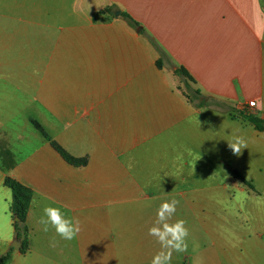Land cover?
I'll use <instances>...</instances> for the list:
<instances>
[{
  "label": "crops",
  "instance_id": "obj_1",
  "mask_svg": "<svg viewBox=\"0 0 264 264\" xmlns=\"http://www.w3.org/2000/svg\"><path fill=\"white\" fill-rule=\"evenodd\" d=\"M175 65L204 94L264 119V0H0V255L15 239L5 178L33 191L28 248L8 264H151L160 245L120 240L118 200L89 188L91 170L178 173V197L138 198L178 202L189 231L178 264H264V130L195 108ZM33 120L89 164H69ZM45 206L78 218V236L45 232Z\"/></svg>",
  "mask_w": 264,
  "mask_h": 264
},
{
  "label": "rangeland",
  "instance_id": "obj_2",
  "mask_svg": "<svg viewBox=\"0 0 264 264\" xmlns=\"http://www.w3.org/2000/svg\"><path fill=\"white\" fill-rule=\"evenodd\" d=\"M111 12L113 13L115 10ZM23 80L26 81L29 79L24 78ZM33 122L45 137L49 136L56 141L46 131L41 122L36 120H33ZM119 162H127V159L120 160ZM88 164L89 159L87 158L86 165ZM88 181L92 182L89 188L96 189L101 197L117 198L120 240L126 241L127 237H129L131 241L134 234L135 246H140V248L152 245L156 241L154 239L153 242V238L148 235V229L153 226L156 220V216H153L149 209H158L159 206L144 205L138 198L146 196H159L164 198L178 197V173H127L120 171L117 174H101L95 170H91L88 172ZM139 184H149L152 188L138 189L137 186ZM177 219L178 204L177 211L170 222H174ZM173 255L176 259L178 258V252H173ZM175 261L174 264H178V259L177 262Z\"/></svg>",
  "mask_w": 264,
  "mask_h": 264
},
{
  "label": "trees",
  "instance_id": "obj_3",
  "mask_svg": "<svg viewBox=\"0 0 264 264\" xmlns=\"http://www.w3.org/2000/svg\"><path fill=\"white\" fill-rule=\"evenodd\" d=\"M121 16L124 17L133 27L138 26V23L128 13L122 12ZM149 40L160 54V58L158 59V66L163 67L164 57L167 56L165 49L155 38L149 36ZM175 66L176 68L174 70V73L181 82L180 88L182 89L189 102L195 108H211L226 112H236L239 116L253 123L258 130H264L263 118L250 112L247 108L236 109L235 107L230 106L226 101L220 100L211 95L204 94L202 90L196 86V80L186 67H184L183 65ZM46 138L69 164L75 166H85L87 164V157H83L82 159L76 158L49 136H47ZM4 183L12 190L13 193L11 212L14 219L13 225L15 229V239L20 240V242L22 243L21 251L25 252L28 248L26 221L33 196V191L30 187L22 184L20 181L10 176L5 178ZM15 217L17 219H15ZM13 250L14 247L10 246L6 252L0 255V264H8Z\"/></svg>",
  "mask_w": 264,
  "mask_h": 264
},
{
  "label": "clouds",
  "instance_id": "obj_4",
  "mask_svg": "<svg viewBox=\"0 0 264 264\" xmlns=\"http://www.w3.org/2000/svg\"><path fill=\"white\" fill-rule=\"evenodd\" d=\"M229 146L238 154L245 147V141L242 137H236ZM177 204L174 199L162 201L156 212V220L148 229V235L155 238L161 249L152 257L151 264H171L173 252L187 250L186 238L189 231L185 226L186 222L183 219L170 222L177 211ZM43 213L41 223L45 232L51 229L64 241H72L80 233V220L74 216H66L60 207L45 206Z\"/></svg>",
  "mask_w": 264,
  "mask_h": 264
},
{
  "label": "water",
  "instance_id": "obj_5",
  "mask_svg": "<svg viewBox=\"0 0 264 264\" xmlns=\"http://www.w3.org/2000/svg\"><path fill=\"white\" fill-rule=\"evenodd\" d=\"M119 14H120V11H117L116 15H119ZM139 30H141V28ZM15 219H17V218L15 217ZM21 245L22 244H21L20 240H18V239H14V241L12 242V246L14 248H17V249H19L21 247Z\"/></svg>",
  "mask_w": 264,
  "mask_h": 264
},
{
  "label": "built area",
  "instance_id": "obj_6",
  "mask_svg": "<svg viewBox=\"0 0 264 264\" xmlns=\"http://www.w3.org/2000/svg\"><path fill=\"white\" fill-rule=\"evenodd\" d=\"M249 106L250 107H255L256 106V101H254V100L253 101H250L249 102Z\"/></svg>",
  "mask_w": 264,
  "mask_h": 264
}]
</instances>
